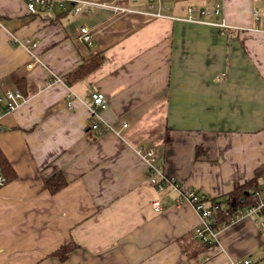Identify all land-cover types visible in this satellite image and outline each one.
<instances>
[{"label":"crops","instance_id":"0c3cea01","mask_svg":"<svg viewBox=\"0 0 264 264\" xmlns=\"http://www.w3.org/2000/svg\"><path fill=\"white\" fill-rule=\"evenodd\" d=\"M77 1L90 6L47 19L0 0V96L25 95L10 111L0 103V149L17 174L0 187V264H262L264 226L249 215L199 250V214L149 181L144 157L153 149L206 206L264 165L262 0H163L160 16L149 0ZM92 55L99 67L64 79ZM94 89L108 100L103 133L88 126ZM57 173L67 183L51 192ZM69 243L65 260L53 254Z\"/></svg>","mask_w":264,"mask_h":264},{"label":"built area","instance_id":"2783aa9c","mask_svg":"<svg viewBox=\"0 0 264 264\" xmlns=\"http://www.w3.org/2000/svg\"><path fill=\"white\" fill-rule=\"evenodd\" d=\"M150 7L155 9V15L160 16L161 10L163 9V0H149ZM26 8L29 14L39 15L41 12L45 15L47 19H53L57 12L63 14H73L76 15L82 9L88 8L90 3H81L77 0H25ZM104 6L108 7L115 13H122L128 11L129 9L121 4L108 3ZM262 7H264V0H262ZM220 9L218 3L213 5V11L217 13ZM197 10L195 5L188 7L189 19H192L191 13ZM200 14L207 15L209 11L207 9L200 8ZM257 16V12H254ZM262 15H264V10H262ZM80 30V39L87 43L91 44L92 41V32L89 27L86 25H81ZM31 42L32 46L37 45L35 41ZM25 99V95L22 90L18 88L7 89L2 96H0V103L3 102L4 110L10 111L14 109L22 100ZM71 102H69V106ZM108 106L107 97L98 89H94L92 93V105L90 107V116H89V129H93L99 133L105 131V127L102 125L99 114L100 112ZM2 109H0V114ZM123 126H126V123H123ZM141 151V150H139ZM147 164V176L149 181L155 185L157 188H162L165 184H171L178 190L180 194L184 196L185 199L190 201L194 209L199 214V223L195 228V237L202 239L203 241H214L217 235V231L220 229H214L211 226L210 217L212 214V208L209 205H205L202 201L200 195L194 188H183L181 187L173 177L169 179L162 171L161 166L157 162V154L153 149H148L144 155ZM7 183L6 176L4 175L1 166H0V187ZM253 205L246 206L243 209H240L238 214L230 219V222L237 220L243 215L253 216L255 221L264 226V183L260 185L253 193L252 197ZM158 206L155 208L157 209ZM228 264H257L251 258H242V259H231Z\"/></svg>","mask_w":264,"mask_h":264},{"label":"trees","instance_id":"16d2710c","mask_svg":"<svg viewBox=\"0 0 264 264\" xmlns=\"http://www.w3.org/2000/svg\"><path fill=\"white\" fill-rule=\"evenodd\" d=\"M103 62V57L101 55H92L87 57L84 62L75 70L67 74L64 79L71 83L77 79L83 78L89 72L95 70ZM170 139L167 137V141ZM200 146H197L196 153H200ZM0 166L6 176L7 182L13 180L16 177V171L7 159L6 155L0 149ZM264 175V165L255 169V174L252 178L246 180L245 182L236 185L231 189V191L209 200V206L212 208V214L210 217L211 226L214 229L222 228L230 222L231 218H234L240 209L246 206L253 205L252 197L256 189L261 185L259 179ZM67 180L62 173H57L47 180L46 185L51 192H55L66 185ZM200 195V194H199ZM202 201L209 198L200 195ZM199 250L207 248L214 241L208 242L202 239L196 238ZM75 248V244L69 243L61 246L53 254H55L60 260H65L70 252ZM257 264L258 261H255Z\"/></svg>","mask_w":264,"mask_h":264},{"label":"rangeland","instance_id":"374dc122","mask_svg":"<svg viewBox=\"0 0 264 264\" xmlns=\"http://www.w3.org/2000/svg\"><path fill=\"white\" fill-rule=\"evenodd\" d=\"M143 1H145V0H141V2H143ZM92 130H93V129H92ZM169 179H171V178H169ZM261 181H264V175L261 176ZM180 186H181V185H180ZM155 187H156V186H155ZM181 187L184 188V186H181ZM253 257H254V259H256V258L258 257V254H254ZM259 258H261L260 260H262L261 263L264 264V256L259 257ZM259 258H257V259H259Z\"/></svg>","mask_w":264,"mask_h":264}]
</instances>
